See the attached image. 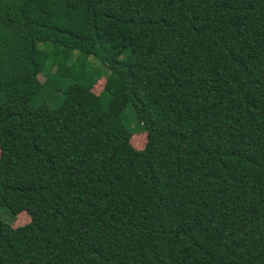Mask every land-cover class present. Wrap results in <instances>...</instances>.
I'll return each mask as SVG.
<instances>
[{"label": "trees", "instance_id": "16d2710c", "mask_svg": "<svg viewBox=\"0 0 264 264\" xmlns=\"http://www.w3.org/2000/svg\"><path fill=\"white\" fill-rule=\"evenodd\" d=\"M0 208V264H264V0H0Z\"/></svg>", "mask_w": 264, "mask_h": 264}, {"label": "rangeland", "instance_id": "374dc122", "mask_svg": "<svg viewBox=\"0 0 264 264\" xmlns=\"http://www.w3.org/2000/svg\"><path fill=\"white\" fill-rule=\"evenodd\" d=\"M77 51L72 52V56H75ZM87 60L91 63L92 66L98 67V63L94 61L90 56L87 57ZM101 70V69H100ZM37 79L39 82L43 81V76H38ZM70 78H65L62 79L63 85H68L69 84ZM103 79L99 78L96 83L92 86L91 90L94 93H98L101 89V84H102ZM122 118L125 123V125L128 127V129L133 132V134L130 136L129 141L130 144L133 148H141L144 144V135H143V130L140 126L136 124L133 118V112L132 108L128 105L124 109L122 113ZM0 218L6 221L11 222V226H19L23 225L28 221V216L26 215L25 212H19L16 214V216L13 218V220L9 217V213L5 208H0Z\"/></svg>", "mask_w": 264, "mask_h": 264}]
</instances>
